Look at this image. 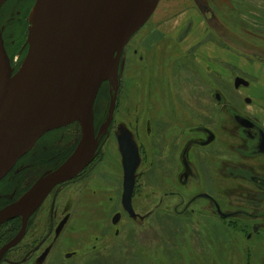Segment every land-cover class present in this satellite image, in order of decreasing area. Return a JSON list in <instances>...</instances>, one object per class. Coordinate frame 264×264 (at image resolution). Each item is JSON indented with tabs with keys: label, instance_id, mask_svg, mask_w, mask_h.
Segmentation results:
<instances>
[{
	"label": "rangeland",
	"instance_id": "obj_1",
	"mask_svg": "<svg viewBox=\"0 0 264 264\" xmlns=\"http://www.w3.org/2000/svg\"><path fill=\"white\" fill-rule=\"evenodd\" d=\"M24 2L32 5L35 0ZM31 7L22 11L24 22L20 15L17 18L20 44L29 40ZM257 16L252 0H160L150 20L126 46L119 83L116 128L131 130L142 155L133 194L137 216L124 217L119 226L111 228L113 214L123 212L124 181L119 147L112 137L88 172L58 189L39 215L51 213L53 208L55 215H72L74 225L70 224L64 237L70 240L69 235L78 230L82 245L56 250L51 258L43 254L41 264H264V232L254 235V222L223 221L207 201L188 205L193 196L209 193L218 204L222 200L223 212H254L239 205V199L252 191L251 175L240 181L234 167L257 169L261 163L236 150L241 148L242 133L232 113L264 125V109L253 91L259 78L250 72L262 63L259 58L264 60V27L257 20L263 17ZM237 78L250 87L236 89ZM112 83L115 88V81ZM109 102L108 95L105 109ZM173 117H178V123L171 121ZM177 125L180 151L192 139L190 134L202 126L211 130L217 144L205 152L195 150L193 159L204 157L207 170L200 167L190 185L176 187L171 167L177 159L173 143ZM48 137L57 143L48 154L55 162L56 157L63 159L73 150L80 132L72 126ZM163 142L167 146L164 155L159 150ZM168 155L170 163L165 161ZM43 171L37 166L26 172L20 184L13 178L5 180L0 186V208L15 203ZM200 178L202 185L196 184L193 191V181L198 183ZM262 212L264 204L257 211ZM13 222L0 227V237ZM57 230L62 232L60 227ZM12 239L0 238V248ZM67 252L71 259H66Z\"/></svg>",
	"mask_w": 264,
	"mask_h": 264
},
{
	"label": "water",
	"instance_id": "obj_2",
	"mask_svg": "<svg viewBox=\"0 0 264 264\" xmlns=\"http://www.w3.org/2000/svg\"><path fill=\"white\" fill-rule=\"evenodd\" d=\"M7 0H0V11ZM145 0H37L29 52L13 76L0 27V181L46 133L77 123L81 139L73 154L55 171L40 178L17 202L0 210V227L21 218L19 234L0 249L5 255L26 235L28 222L51 192L83 173L95 160L98 136L94 109L103 84L115 81L106 128L119 91V69L127 44L146 25L160 0L138 17ZM72 17L71 22L69 18ZM242 78L235 87H248ZM216 98L220 101L219 95ZM251 101L248 100V103ZM242 128L252 122L234 115ZM259 150L264 154V132ZM124 160L123 202L133 213L132 197L139 155L121 139Z\"/></svg>",
	"mask_w": 264,
	"mask_h": 264
},
{
	"label": "flooded vegetation",
	"instance_id": "obj_3",
	"mask_svg": "<svg viewBox=\"0 0 264 264\" xmlns=\"http://www.w3.org/2000/svg\"><path fill=\"white\" fill-rule=\"evenodd\" d=\"M36 1L31 5V3L24 2V0H7L4 5L1 8L0 11V27L2 31V36H3V41H4V46L5 50L7 53V56L9 57L11 69L13 72V76L18 73L20 68L22 67L27 54L29 52V44L28 41H24V43L20 44V41L18 40V16L19 20L21 22H24L25 20V15L22 12L23 10L27 8H30V6H33L36 4ZM31 7V10L33 9ZM7 10H9V13L7 14ZM212 16L209 18L210 23H212ZM124 56V54H123ZM123 60V57H122ZM122 60L120 64V69H119V83L121 84V65H122ZM104 85V84H103ZM105 85L107 86L108 89V95H109V106L107 109L102 106L101 99L98 95L96 103H95V109H94V127H95V132L96 135L98 136V149H97V154L94 162L96 161L100 150L106 146L107 142L113 137L117 145L119 147V152L121 155L122 159V172L124 175V160H123V154L121 151V146L120 142L121 139H126L129 140L137 149L138 155H139V165L136 169V172L141 164V152L139 151L136 143L134 142L131 134V130L122 127V128H116V114L118 111V97L120 96V92L118 91L117 94V101H116V106H115V111L113 114V118L111 120V123L109 126L106 128V124L109 118V111L111 107V99L114 96L115 88L113 87L112 83L110 81L106 82ZM113 88L109 89L110 86ZM103 87V86H102ZM120 89V86H119ZM221 101V100H220ZM105 109V110H104ZM234 115H241L240 113H232L233 119ZM247 119H249L253 126L251 128L245 129L240 127L238 124V128L241 131V139L240 140V149H236L238 152L245 153V157H251L254 158L253 161H259L261 164H259L258 168L252 166H238L234 167L237 172L239 173L238 180L240 181H245L247 180V175H251V187L252 191L248 192L249 195L243 200L239 199L242 201V203H239L240 206L247 207V209H251L254 212H249L244 209H238L235 211H228L223 212L222 209L224 207V203L221 200V203H217V199L214 198L209 193H200L198 195L193 196L190 201H189V208L196 203L200 201H207L211 203V205H214L218 215L221 217L223 221H229L232 219H246L248 221H252L255 223L253 226V233L254 235H259L261 232H264V212L262 213H257V211H260L262 204H264V154H262L259 150L260 144H261V132H264V125H262L258 120L254 118H248L246 115H241ZM171 121L178 123V117H173ZM76 126L78 128V131L80 132V138L78 142L75 144L73 150L68 153L63 159L56 157V161L52 162L50 158H48V154L56 146V140L51 141V139H48L51 136L62 129H66L67 127H72ZM166 136L167 134V128H166ZM177 131V134L174 135V144H176L177 149L175 150L174 153H176V161H173V167L172 173L175 174L176 180H174V185L177 187L179 185L182 186H188L191 183V180H193L194 172L199 173V170H201L200 167L203 168V170H207V162L204 159V157L200 156L198 159H193L192 156H194L195 150H199L201 152H205L206 149L210 148L212 145L217 144V138L216 136L211 132V130L206 127H198L196 133H191L190 139L183 147V149L180 151V137H179V130H178V125L177 128L175 129ZM164 136V137H166ZM48 139V140H47ZM81 139V129L80 126L77 123L68 125L66 127L56 129L53 131H50L46 133L44 136H42L34 145V147L15 165V167L11 170V172L3 179L0 181V186L3 185L6 181L10 178H13L17 184L21 183V179H23V174L26 172L32 171L37 168V166H41L44 171L38 176L36 179L32 181V184L28 190L31 189V187L40 179L42 178L45 174L51 171H55L58 169L75 151L79 141ZM166 140V139H165ZM164 140V141H165ZM239 147V145H238ZM167 146L163 142L162 149L160 150V153L164 155V151L166 150ZM173 152V150H172ZM141 155V156H140ZM161 155V156H162ZM196 158V157H195ZM203 158V162H202ZM165 161H171L170 156L165 157ZM163 160V159H162ZM93 162V163H94ZM163 162V161H162ZM92 163V164H93ZM223 171H226L227 169V164L226 161L223 160ZM92 164L83 172L81 173L78 177H76L74 180L61 184L57 186L49 195V197L45 200V202L41 205V207L37 210V212L30 218L28 222V227L26 231V235L22 239V241L15 246L12 250H10L4 257L3 261L1 264H32L34 261H38L37 264H41V255L47 254L50 258L56 254V250L59 251V249H65L67 247H72L76 246L79 248L82 245V236L80 232H72L71 236L69 235L70 240H66L64 237L65 232L72 226L74 225V221H72V215H55L54 211L55 208L52 209L51 213H46L43 214L40 218V212L42 209H45L44 207L49 206L48 202L50 200V197L54 195L60 189L61 187H64V185H69L74 183L75 180L78 178L83 177ZM172 164V163H171ZM135 172V175H136ZM244 174V175H242ZM246 174V175H245ZM135 178V176H134ZM224 178H227V175L224 176ZM124 182H125V175H124V181H123V193L121 197V208L123 212H117L114 213L112 218H111V228H116L121 224L123 221L124 217H129V218H135L137 216V213L135 212V208L133 205V197H132V210L133 213H130V211L126 208L123 202V194H124ZM196 184L202 185L201 178L200 182L198 179V183L196 181H193L192 184V190H195ZM243 185V184H242ZM135 187H136V181H135ZM200 187V186H199ZM28 190H26L23 194L18 197L16 201H18ZM135 192V188H134ZM134 194V193H133ZM0 196H3V194H0ZM15 201V202H16ZM114 200L111 199V203H113ZM14 203V202H13ZM12 203V204H13ZM11 205V204H10ZM8 206V205H7ZM3 206L0 208L2 210L3 208L7 207ZM59 217V218H57ZM14 221L18 222L19 224V229L14 235V238L19 234L21 227H22V220L21 218L15 219ZM72 223V225H70ZM43 227V228H41ZM61 228L62 232H59L57 228ZM77 227V226H76ZM43 230H40V229ZM45 228V229H44ZM40 230V231H38ZM82 230L79 229V231ZM35 233L36 236H31L32 233ZM67 234V233H66ZM251 238V237H250ZM63 239H65V245L63 243ZM27 243V244H26ZM64 245V246H60ZM63 247V248H61ZM2 248V247H1ZM0 248V249H1ZM70 252L65 253L66 259H71L70 257ZM44 264V263H43Z\"/></svg>",
	"mask_w": 264,
	"mask_h": 264
},
{
	"label": "crops",
	"instance_id": "obj_4",
	"mask_svg": "<svg viewBox=\"0 0 264 264\" xmlns=\"http://www.w3.org/2000/svg\"><path fill=\"white\" fill-rule=\"evenodd\" d=\"M252 4H253L254 8H257V14H258L257 17H259V18L263 17L262 21L257 18V20L259 22V23L258 22L257 23L259 24V26L261 28H263L264 27V0H252ZM254 12H256V11L253 10V13ZM239 62L241 63L242 60L239 59ZM254 67H255V69H253L250 72H251V74L258 76L259 82H258L257 87H255L256 90L253 89V91L258 95V99H260V106L259 107L264 109V83H262V82H264V63L263 62L257 63V64H255ZM249 87L250 86H248L247 88H249ZM256 94H254V95H256ZM255 98L253 99V101H255V103H256V100H258V99H255Z\"/></svg>",
	"mask_w": 264,
	"mask_h": 264
},
{
	"label": "trees",
	"instance_id": "obj_5",
	"mask_svg": "<svg viewBox=\"0 0 264 264\" xmlns=\"http://www.w3.org/2000/svg\"><path fill=\"white\" fill-rule=\"evenodd\" d=\"M8 13H9V10H7V14ZM18 25H20V24H18ZM261 34H262V32L258 31L257 35H258L259 39H260V36H262ZM259 60L264 63L263 59L259 58ZM99 97L102 101L101 103L103 104V107H106V103L108 101V89H107V86L105 84L100 89ZM4 228H6L5 233L3 235H1L0 238L5 239V241H7L8 239H12L14 237L15 233L19 229V224H18V222L14 221L13 223L9 224L8 226H5Z\"/></svg>",
	"mask_w": 264,
	"mask_h": 264
},
{
	"label": "bare ground",
	"instance_id": "obj_6",
	"mask_svg": "<svg viewBox=\"0 0 264 264\" xmlns=\"http://www.w3.org/2000/svg\"><path fill=\"white\" fill-rule=\"evenodd\" d=\"M66 2V0H64ZM154 2V0H145V2L143 3V5L141 6V8L139 9L138 12V17H140ZM36 12H37V8H35L32 12V15L30 17V23L33 26L34 25V21H35V16H36ZM72 17L69 18V21L71 22ZM113 79L111 80L112 83ZM113 85V83H112Z\"/></svg>",
	"mask_w": 264,
	"mask_h": 264
}]
</instances>
